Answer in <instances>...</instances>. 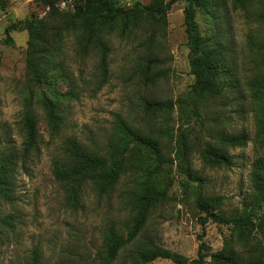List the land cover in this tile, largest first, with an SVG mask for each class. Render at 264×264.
Here are the masks:
<instances>
[{
  "label": "rangeland",
  "instance_id": "374dc122",
  "mask_svg": "<svg viewBox=\"0 0 264 264\" xmlns=\"http://www.w3.org/2000/svg\"><path fill=\"white\" fill-rule=\"evenodd\" d=\"M134 1L147 4L149 0H118L117 6L126 8ZM246 1L245 10L228 12L226 23L214 20L201 8L194 16L205 38L227 24V45L238 67L250 60L255 62L256 55L246 54V36L264 40V21L257 18L264 5L258 0ZM183 5V0L173 1L166 12L165 26L155 27L151 36L143 24L122 33L119 28L105 33L108 51L101 76L97 54L89 51L81 57L74 37H63L57 55L61 71L55 74L54 87L73 95L60 98L58 114L62 119L52 134L40 103L43 94L52 95L51 87L31 82L25 72L26 31L11 29L8 35L12 44L2 41L9 22L31 14L41 16L48 9L42 0H0V148L19 159L23 143L20 127L25 115L35 121L38 147L24 169L14 170L11 201H0V219L11 216L9 222H0V264H29L33 251L39 264H103L98 257L103 227L111 222L125 235L131 224L128 198L135 178L129 167V152L124 153L115 185L102 195L87 187L75 209L65 205L50 167L60 157L67 137L103 154L109 142L116 140L119 120L156 138L160 159L154 162L152 179L159 186L165 185V197L151 208L141 232L110 264H130L135 246L143 243L178 253L186 258V264H220L211 254L225 252L229 238L236 256L231 264H264V205L255 190L253 167L257 158L264 159V145L253 140L252 117L241 95L244 90L205 101L197 114L179 112L177 99L184 97L193 82ZM149 57L151 81L141 75ZM237 76L239 81L244 80L240 70ZM144 100H170L173 105L165 113L146 112ZM240 130L249 139L244 146L225 148L231 156L230 165L209 166L203 162L200 150L206 143L214 142L220 134ZM180 132L187 143L183 159L177 153ZM185 170L195 179L188 178ZM197 193L219 196L224 212L250 217L252 224L245 228L246 236L239 239L236 229L209 220L201 223L199 216L203 214L193 205ZM197 250L202 257L200 263L194 262L199 257ZM144 264L173 263L157 257Z\"/></svg>",
  "mask_w": 264,
  "mask_h": 264
},
{
  "label": "trees",
  "instance_id": "16d2710c",
  "mask_svg": "<svg viewBox=\"0 0 264 264\" xmlns=\"http://www.w3.org/2000/svg\"><path fill=\"white\" fill-rule=\"evenodd\" d=\"M60 0H42L48 6L43 15L31 14L19 20L8 23L4 28L6 44H12L8 35L11 29H22L27 33L25 48V72L28 79L38 85L51 87V96H41V107L46 124L52 134L56 133L61 123L58 114L60 98H70L73 94L58 92L54 83L55 74L60 72L57 55L60 42L65 36L74 37L77 52L84 57L89 51L97 54V67L100 76L105 72V58L108 51L104 34L114 28L125 32L140 24L154 32L155 27L166 24V12L175 0H149L147 4L138 1L129 7L120 8L118 0H71L72 8L58 9L55 5ZM182 22L188 47V66L193 75V82L183 98L177 99L179 112L197 114L199 106L205 101L219 99L229 93H239L244 90L242 99L246 100L247 111L251 114L254 133L253 140L259 146L264 145V40L246 36L245 46L247 56L255 57L241 63L238 67L232 58L233 50L227 45L229 34L225 27L219 28L209 38L203 37L194 19L196 10L203 9L214 20L228 21V12L236 9L245 10L246 0H183ZM264 5V0H258ZM220 11L222 14H220ZM257 18L264 21V11L257 14ZM226 46V47H225ZM151 57L145 58V69L141 70L144 79L151 81ZM243 62V61H242ZM244 76L239 81L238 71ZM243 78V77H242ZM239 89V90H238ZM173 102L144 100L143 109L160 111L171 109ZM23 136L19 159L12 156L6 148H0V201H11L13 194L12 174L18 167L25 168V163L31 154L38 151L36 144L37 132L32 116L25 115L21 124ZM116 140L109 142L103 154L88 150L74 137H67L62 142L60 157L53 160L50 172L62 189L65 205L71 209L79 206L81 194L90 187L97 195L109 191L116 183L118 174L124 161V153L129 152L130 168L134 174L133 188L129 193L128 203L132 209L131 224L125 235L118 232L113 223H107L102 229L101 251L99 260L103 264L113 262L120 250L141 232L147 220L149 211L165 197V185L159 186L152 179L155 170L154 162L160 159L159 146L155 137L143 133L119 120L115 128ZM244 130L220 134L214 142L206 143L200 150L203 162L209 166H228L231 156L226 147H241L248 141ZM177 153L184 158L187 150L184 133L177 137ZM140 149H144L141 152ZM19 163V164H18ZM154 164V165H153ZM254 167V185L261 197L259 203L264 205V159L257 158ZM188 178L190 172L185 170ZM195 179V177H191ZM198 179V178H197ZM193 205L203 215L199 216L201 223L206 221L219 225H226L236 229L239 239L246 236L245 228L252 224L251 218L238 215L236 212L226 213L220 208L219 196H206L197 193ZM11 216H5L0 222H9ZM260 223V222H259ZM258 225V224H257ZM256 225V226H257ZM199 244V249H200ZM225 252L211 254L213 260L220 264L235 262L236 256L229 240L225 241ZM131 254L130 264H144L160 257L170 260L173 264H186L187 260L178 253L149 244H137ZM198 258L194 262L200 263L202 257L197 250ZM224 261V262H223ZM222 262V263H221ZM29 264H39L36 253L32 252Z\"/></svg>",
  "mask_w": 264,
  "mask_h": 264
},
{
  "label": "built area",
  "instance_id": "2783aa9c",
  "mask_svg": "<svg viewBox=\"0 0 264 264\" xmlns=\"http://www.w3.org/2000/svg\"><path fill=\"white\" fill-rule=\"evenodd\" d=\"M55 5L58 7V9L72 8L71 0H60ZM46 9H48V6H46Z\"/></svg>",
  "mask_w": 264,
  "mask_h": 264
}]
</instances>
